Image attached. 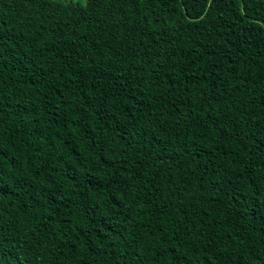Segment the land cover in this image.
<instances>
[{"label": "trees", "instance_id": "obj_1", "mask_svg": "<svg viewBox=\"0 0 264 264\" xmlns=\"http://www.w3.org/2000/svg\"><path fill=\"white\" fill-rule=\"evenodd\" d=\"M0 264H264V0H0Z\"/></svg>", "mask_w": 264, "mask_h": 264}]
</instances>
